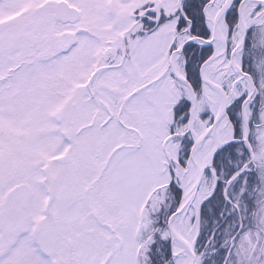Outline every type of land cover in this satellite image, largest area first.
I'll return each instance as SVG.
<instances>
[{
    "label": "snow or ice",
    "instance_id": "1",
    "mask_svg": "<svg viewBox=\"0 0 264 264\" xmlns=\"http://www.w3.org/2000/svg\"><path fill=\"white\" fill-rule=\"evenodd\" d=\"M0 264H264V0H0Z\"/></svg>",
    "mask_w": 264,
    "mask_h": 264
}]
</instances>
